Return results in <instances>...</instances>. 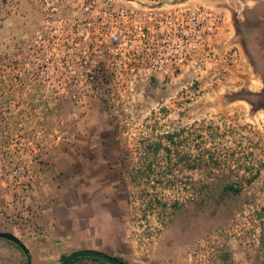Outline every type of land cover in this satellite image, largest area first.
Returning <instances> with one entry per match:
<instances>
[{"label": "rangeland", "instance_id": "rangeland-1", "mask_svg": "<svg viewBox=\"0 0 264 264\" xmlns=\"http://www.w3.org/2000/svg\"><path fill=\"white\" fill-rule=\"evenodd\" d=\"M167 1L175 4L184 0ZM189 3L221 11L226 16L220 25L223 33H232L236 15L237 23L241 19L239 13L207 3ZM73 12H77L76 7L59 8L60 14ZM43 18L44 9L37 0H0V231L15 235L26 249L24 252L14 242L0 238V264H25L27 257L32 264H56L81 248L104 251L127 264H141L139 260L184 264L183 249L188 243L226 223L247 195L246 189L226 187L233 173L219 171L220 163L215 161V170L201 168V161L206 163L205 154L177 150L192 144L200 147L202 141L173 140V131L187 125L181 120L175 123L178 118L173 100L191 103L188 108L181 106L183 116L192 111L201 114L200 104L209 93L215 95L211 98L214 103L218 98L226 102L222 110L229 116L249 115L245 100L252 101L254 108L263 106L257 109L258 125L264 131V93L253 95L245 85L233 92L234 78L218 66L224 60L214 59L207 65L209 72L199 75V92L176 93V87L166 89L152 80L141 89L124 93L135 104L124 107L125 113L152 114L156 103L165 101L168 107L163 111L172 122L116 123L115 109L98 104L82 107L69 94L53 97L42 89L41 81L29 77L26 45L42 28ZM235 54L226 64L236 62ZM219 88L224 90L221 97L216 96ZM193 105L200 109L191 108ZM210 111L218 114L216 107ZM86 117L91 122L83 121ZM155 131L171 134L153 136ZM141 132L150 135L141 138L137 135ZM96 148L99 151L93 152ZM111 150L118 151L121 166L112 163ZM93 153L102 154L103 166ZM212 156L218 158V154ZM196 160L199 168L193 170ZM110 183L114 189L106 192L102 186ZM259 189L251 190L255 193ZM106 207L123 219L106 218ZM139 216H146V220ZM157 218L164 219L161 229L155 224ZM147 233L153 236L147 239ZM226 260L228 264H264V255L235 249L226 254ZM71 264L108 263L82 257Z\"/></svg>", "mask_w": 264, "mask_h": 264}, {"label": "built area", "instance_id": "built-area-1", "mask_svg": "<svg viewBox=\"0 0 264 264\" xmlns=\"http://www.w3.org/2000/svg\"><path fill=\"white\" fill-rule=\"evenodd\" d=\"M37 1L44 18L42 28L26 45L29 77L41 81L42 89L53 97L69 94L82 107L98 104L115 109L116 123L170 122L163 111L168 107L165 101L156 103L152 114L125 113L124 107L135 104L124 93L152 80L166 89L174 86L182 92H199V75L207 71L209 61L226 62L236 56L233 47L221 52L217 46L216 36L226 16L202 4L187 0L175 4L167 0ZM63 5L76 7L77 12L60 14ZM247 137L246 148L218 158L205 155L206 163H200L208 170H215V161L220 163L219 171L233 173L228 185L246 189L247 196L226 223L188 243V264H228L226 254L235 249L264 255V134ZM195 162L193 170H198ZM252 187L260 189L254 193ZM163 223V218L155 221L158 229ZM152 236L145 235L147 239Z\"/></svg>", "mask_w": 264, "mask_h": 264}, {"label": "crops", "instance_id": "crops-1", "mask_svg": "<svg viewBox=\"0 0 264 264\" xmlns=\"http://www.w3.org/2000/svg\"><path fill=\"white\" fill-rule=\"evenodd\" d=\"M191 2L192 0H187ZM195 1V0H193ZM202 3H207L212 6L218 8V10L223 11H231L234 13H239L241 19L238 20L237 23V15H236V23L233 21L231 24L232 33L230 30L223 33V31H219L217 34L216 41L218 43V48L222 52H226L228 49L232 48L233 46L236 47V52L238 54V58L236 62L232 63L231 65L226 64V62L218 63V66H221L223 69L226 68L227 75L233 77V82L235 84H231L234 88L232 91L234 92L237 88H241L242 86H246L251 94L253 95H261L264 93V0H196ZM230 28V26H228ZM246 34V35H244ZM220 62V61H219ZM216 65L215 63H211ZM207 72L209 70L207 69ZM242 73H245V76H242ZM226 75V73H225ZM229 90V89H227ZM176 93H179V90H175ZM211 92V91H210ZM220 92H224L221 88L217 89L218 97L223 96ZM215 96V95H213ZM213 96L207 94L204 97V100L201 102V114H194L195 111H192L188 114V116H183V113L179 111L183 108H188L191 103L180 101L179 98L173 100V110H175V117L178 118L175 123H178L179 120L182 123L186 124L182 126L181 129H176L173 131V140L177 139H195L201 140V146L192 144L189 147L180 148L177 150L185 149L186 151L194 152V154L202 153L205 155H216V154H224L229 155L234 153L236 150L244 147L246 148V144L244 139H248L246 135H261L264 134L263 129L258 125L259 121V114L257 107L262 108L263 106H257L254 108V102L245 100L247 102L248 107L250 108L249 115H240V114H233L229 116L227 113L223 112L225 108V104H223L220 98L211 101ZM17 102V101H16ZM29 105L33 106L34 102H29ZM241 102V100H240ZM26 103V104H28ZM242 104V103H241ZM216 105V106H215ZM188 106V107H187ZM199 106V105H198ZM198 106H192L191 108H199ZM239 108L241 105H237ZM218 108V114L212 115L213 112L210 110L212 108ZM246 108V107H245ZM200 109V108H199ZM198 109V110H199ZM197 110V111H198ZM222 110V111H221ZM233 113H235V109H233ZM182 114L181 116H178ZM83 119V121H89ZM91 122V120H90ZM260 124V123H259ZM97 139V138H95ZM258 150V146L256 145ZM174 150V149H173ZM94 151H99L98 148ZM103 151V149H102ZM181 151V152H182ZM118 151L111 150L110 157L112 158V163H115V166H121V161L116 158L118 156ZM95 155V161L98 165L103 166L104 160L101 155ZM94 157V156H93ZM207 166H209L207 164ZM113 183V182H112ZM112 183L106 184L102 186L106 189V192L109 189H114ZM92 185H90L91 187ZM87 187V186H84ZM101 187V188H102ZM81 188L80 194H83V181H81ZM77 193V191H75ZM79 192V191H78ZM75 193V195H76ZM99 194V192H96ZM95 194V195H96ZM108 196V195H107ZM109 197V196H108ZM108 199V198H106ZM108 202V200H106ZM106 215L105 217L110 219L116 217V219L121 220L123 216L112 215V211L109 207H106ZM112 215V217H111ZM125 215V212L123 213ZM92 215L90 219H93ZM113 220V219H112ZM95 249V248H93ZM183 262L184 264H188V255L187 249H183ZM141 264H147L144 260H139ZM146 262V263H145ZM175 264V262H173ZM176 264H179L176 262ZM182 264V262H181Z\"/></svg>", "mask_w": 264, "mask_h": 264}, {"label": "water", "instance_id": "water-1", "mask_svg": "<svg viewBox=\"0 0 264 264\" xmlns=\"http://www.w3.org/2000/svg\"><path fill=\"white\" fill-rule=\"evenodd\" d=\"M0 238L9 240L17 244L24 252H26L25 246L23 243L12 233L10 232H3L0 231ZM82 257H93V258H98L101 259L108 264H127L120 258L108 254L104 251L93 249V248H81V249H76L68 253L67 255L63 256L61 261L56 264H69L71 261H73L76 258H82ZM25 264H32L31 260L29 257H27V260Z\"/></svg>", "mask_w": 264, "mask_h": 264}, {"label": "trees", "instance_id": "trees-1", "mask_svg": "<svg viewBox=\"0 0 264 264\" xmlns=\"http://www.w3.org/2000/svg\"><path fill=\"white\" fill-rule=\"evenodd\" d=\"M228 189H231V190H233V191H238V187H234L233 185H227L226 186ZM92 259H98V258H93V257H91ZM76 259H79V258H76ZM75 260V259H74ZM122 260V259H121ZM72 262V261H71ZM71 262L69 263V264H71ZM126 263V262H125Z\"/></svg>", "mask_w": 264, "mask_h": 264}]
</instances>
